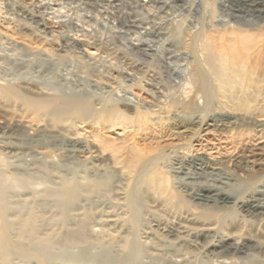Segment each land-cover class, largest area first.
<instances>
[{"label": "rangeland", "instance_id": "obj_1", "mask_svg": "<svg viewBox=\"0 0 264 264\" xmlns=\"http://www.w3.org/2000/svg\"><path fill=\"white\" fill-rule=\"evenodd\" d=\"M54 1L44 29L36 0H0V77L23 62L12 85L94 112L28 151L11 128L34 116L0 93V264H264V214L239 205L264 202V0Z\"/></svg>", "mask_w": 264, "mask_h": 264}, {"label": "bare ground", "instance_id": "obj_2", "mask_svg": "<svg viewBox=\"0 0 264 264\" xmlns=\"http://www.w3.org/2000/svg\"><path fill=\"white\" fill-rule=\"evenodd\" d=\"M210 4L211 3H209V5ZM218 7H220V6H218ZM247 26H250L251 27L252 25H247ZM44 29H47V28H44ZM253 29L255 30L256 28H253ZM39 31H40V29H39ZM249 32H251V30H249ZM248 34H250V33H248ZM248 34L246 33V36L247 37H248ZM231 36L234 37V34H232ZM246 36L244 35L243 37L245 38ZM229 39H231V38H229ZM244 42L248 43L249 41L247 42V41L244 40ZM242 45L243 44H241V46ZM83 51H85V50H83ZM14 62L13 63L11 62L12 64H5L6 67L3 69V73L4 74L1 73L3 76L0 77V79H2L3 81H5V85L4 86H0V93L2 95H4V96H7V97H15V96L16 97H19L21 104L23 106H25L27 108V110H29V112L34 116V121L17 120V121L14 122L12 128L10 127L11 128V132L12 133L21 134L22 135L21 136L22 138H25L26 140L29 141L28 142V145L25 146L26 147L25 149L28 150V151H33V148L34 147H38V148H41V147L49 148V147H51L53 149H59L58 147L61 145L60 142L64 138V135H63L64 128L67 127L69 123L70 124H72V123L74 124V123H76L78 121H84V120H86L87 118L90 117L91 113L94 112V108H93V104H92L91 100L88 99V98H84V97L83 98L67 97L66 95H64L62 93H56L55 95H52V94H50V93H48V92L45 91V89H48V88H45L46 85H45V87L43 86V89L44 90H42V89L41 90H38V89H36L37 88L36 87V88H34L35 91L34 90H31L30 89L31 87L30 88H26V85L28 86V84H22L20 86L12 85V83L9 80H7V78L8 77L16 76L17 75L16 73L18 71H20V69H22V67L24 68L26 66V65H24L23 62H20V61H18V62L16 61L15 63ZM4 63H6V61ZM222 64H224V63H222ZM38 67L41 68V69H43L44 72H48V73H52V70L54 71V69L52 68V66H50V67L49 66H45V64H43V63H40V64L38 63ZM193 80L195 82L198 81L197 76L195 74L193 75ZM125 110L126 111L127 110L128 111H132V108L131 107H126ZM118 113H119L118 110H116V109L115 110H112L109 115H104L103 116V119L113 118ZM35 122H37V123H35ZM1 134H5L4 131ZM60 138H62V139H60ZM68 140H69V142L72 145L73 144H77V141L75 140V138H73L72 135H71V137L68 138ZM58 144H60V145H58ZM76 147L77 146H73L72 149L69 150L70 155H72V152H76V153H80L81 152V150L80 149H76ZM73 159H75V158L73 157ZM73 159H71V160H73ZM130 161L132 163H134L136 161V159L134 160L132 158V160H130ZM60 169H61L60 166L55 167L54 165L46 164L45 162L42 163L40 161L39 162L38 161H34L33 163L29 164L27 170L30 172V175H32V176L33 175H38V176L39 175H52V176H54V175L57 174V171H59ZM195 172H197V171H195ZM215 173H217V172H215ZM64 185H67V182L66 183L64 182ZM201 186H202V184H201ZM95 188L98 189L99 187L96 186ZM195 188H197V187H195ZM71 192L72 191H70V189H66V191L62 192L59 197L60 198L65 197V196L70 197L71 196ZM218 196H220V191L216 187H214V186H208L207 188L203 189L200 193H198V195H196V200H200V201H211L213 198L218 197ZM260 197H261V195L259 194L258 196L249 197L248 199L239 202L240 208L243 209V210H245L247 213H250V215H252V216L263 215L264 214V202H261ZM221 198L223 200L224 199L225 200H228V198L226 196H223ZM198 202H196V203H198ZM74 235L75 236L78 235L79 237L82 236L80 234V232H76V233H68L65 237L67 239V238H70L72 236L74 237ZM68 236H70V237H68ZM67 240H69V239H67Z\"/></svg>", "mask_w": 264, "mask_h": 264}, {"label": "built area", "instance_id": "obj_3", "mask_svg": "<svg viewBox=\"0 0 264 264\" xmlns=\"http://www.w3.org/2000/svg\"><path fill=\"white\" fill-rule=\"evenodd\" d=\"M38 4H40V7H43L41 9L40 7L35 11L31 12L32 14H36V16L29 15L26 11V15H29V18L32 17H40L39 18V24H42L43 27L45 28L46 23H55L59 25H63V20H59L62 16L64 17L65 12L62 11V3L56 2L54 0H36ZM24 12V11H23ZM46 17V18H45ZM57 19V20H55Z\"/></svg>", "mask_w": 264, "mask_h": 264}]
</instances>
